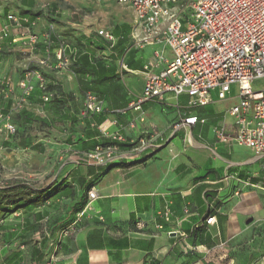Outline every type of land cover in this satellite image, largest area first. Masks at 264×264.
Segmentation results:
<instances>
[{
	"label": "crops",
	"instance_id": "1",
	"mask_svg": "<svg viewBox=\"0 0 264 264\" xmlns=\"http://www.w3.org/2000/svg\"><path fill=\"white\" fill-rule=\"evenodd\" d=\"M45 1L0 0V26L9 24L10 14L38 19L34 32L42 34L53 25L55 47L60 40L68 42V54L73 57L87 51L109 64L118 57L126 105L111 107L103 100L104 114L74 124L64 119L63 131L53 125L50 130L56 132L55 138L44 143L40 128L29 122L35 117L32 112L43 111L38 94L22 108L17 103L21 98L18 83L28 68L38 67L45 47L39 44L31 50L23 40L13 42L18 35L15 29L1 41L3 146L46 156L52 163L45 187H36L46 189L45 196L38 207L21 212L34 218L21 240L44 233L31 249L33 264H264V161L232 140L237 126L229 109L238 103L236 95L219 101L214 92L216 100L211 93L208 106L188 111V96L169 94L164 102H146L141 110H134L130 104L143 91V66L153 60L156 50H164L171 60V50L161 45L138 47L134 38L141 37L142 30L133 13V24L120 23L109 30L117 39L118 53L100 51L88 44L95 37L105 41L97 35L103 28L93 33L96 23H82L80 14L71 13L70 0H48L50 7L43 9ZM57 80L65 91L76 93L71 70L59 72ZM220 102H226V108ZM70 112L63 110L67 115ZM188 112L206 122L175 130L174 125ZM8 121L17 128L14 135L4 129ZM219 130L230 139L221 141ZM115 134L126 142L113 140ZM140 139L147 146L135 159L113 165L85 161L99 145L117 144L127 152ZM91 188L98 194L93 201L88 196ZM83 201V210L68 213ZM57 217L70 219L51 235L50 225ZM208 217H215L216 224L208 225ZM25 220L28 225V217ZM74 223L73 231L65 235ZM20 256L16 252L14 261L11 257L5 264L17 262Z\"/></svg>",
	"mask_w": 264,
	"mask_h": 264
},
{
	"label": "built area",
	"instance_id": "2",
	"mask_svg": "<svg viewBox=\"0 0 264 264\" xmlns=\"http://www.w3.org/2000/svg\"><path fill=\"white\" fill-rule=\"evenodd\" d=\"M93 1H117L132 10L136 25L142 30V36L134 38L138 47L161 45L171 50V60H167L164 50H156L153 60L143 66V91L130 104L131 108L139 111L144 103L164 102L172 94L175 98L188 96L187 109L190 111L208 106L212 92H217L219 101L228 100L233 86H237L238 103L229 109L237 126V134L232 140L264 161V89L254 90L252 86L255 81L264 80V0ZM7 21L8 25L0 26V51L1 41L8 39L15 29L18 35L13 42L23 40L31 50L39 44L44 45V57L37 63L39 68L69 70L76 56L68 54L71 45L66 41L60 40L54 48L53 25L38 34L34 32L38 19L10 14ZM98 36L111 47L115 46L117 39L112 31L99 30ZM162 66L163 70L156 72ZM18 86L21 89L18 108H22L36 91L43 93L44 102L51 100L52 95L47 93L48 80L39 70L28 68ZM0 93H3L1 88ZM105 110V102L94 92L84 95L82 118L100 116ZM205 122L188 112L174 129ZM4 129L9 135L17 131L11 121ZM217 136L221 141L230 139L223 130H219ZM112 138L119 143L126 142L120 134L112 135ZM146 146L145 139H140L127 152L117 144L99 145L86 155L85 161L109 165L132 160ZM88 196L91 201L95 200L97 191L92 188ZM206 222L215 225L217 221L215 217H208ZM74 225L64 234L72 232Z\"/></svg>",
	"mask_w": 264,
	"mask_h": 264
},
{
	"label": "rangeland",
	"instance_id": "3",
	"mask_svg": "<svg viewBox=\"0 0 264 264\" xmlns=\"http://www.w3.org/2000/svg\"><path fill=\"white\" fill-rule=\"evenodd\" d=\"M70 2L71 13L76 11L80 14V20L82 23H96V32H93L95 34H97V31L101 28L112 30L120 23H134V19H131V15H133L132 10L119 4L117 1L96 2L93 0H70ZM48 3V0L43 2V5L46 4L45 9L50 7L47 5ZM95 39L97 38L95 37ZM111 49L108 50V47H103V51L106 53H110ZM44 70L47 76L52 81H55V85H57L56 83L58 82L57 74L61 71H67L61 69ZM126 84L129 85L128 79H126ZM252 86L254 90H262L264 89V80L255 81ZM51 92V100H57V96H55V94L53 95L55 91ZM65 92L67 94L71 93V96H68L65 100L64 109L70 111L73 110V112L75 110L79 111V109L83 110V107L80 108L79 106L80 95L78 93L74 94V92H68V90ZM233 93L235 95L238 93L237 86H233ZM212 98L216 100L214 92H212ZM44 105L45 107L42 105L43 111L40 109L38 112H32V115L35 117L31 121V125L33 124L40 128V137L44 140V143H48L49 140L55 138L56 134V132L50 130L51 126L49 125L50 122L48 119H50L51 122L55 121L56 127L61 131H63L62 127H64V125L61 120H58L56 114L52 111H47L50 103L45 102ZM220 105L223 108H226V102H220ZM73 112H70L69 114H73ZM36 118L46 119L48 124H46V126H40L39 121L35 120ZM4 141H6V136H0V186L7 187L8 183L12 181H21L31 184L34 187H45L48 179L47 170L52 167V163L46 158V156H35L29 152L21 153L19 151L15 152L13 150H7L5 146H3ZM21 212L22 211H19L15 214L0 212V264H5L6 260L11 257H13L12 260L14 261V255L18 251L21 256L16 260L17 262L11 261V263L6 264H18L19 261L20 264H33L30 258L31 249L35 247L37 241H42L41 239H43L44 233L43 231H40L38 234H29L28 244L25 245L24 243L27 240H21L20 238L23 233H27L30 230V228L27 227L30 226L29 223H31L34 218L31 213L27 214L26 212ZM27 217L28 225L24 222ZM23 238L25 239L26 237Z\"/></svg>",
	"mask_w": 264,
	"mask_h": 264
},
{
	"label": "trees",
	"instance_id": "4",
	"mask_svg": "<svg viewBox=\"0 0 264 264\" xmlns=\"http://www.w3.org/2000/svg\"><path fill=\"white\" fill-rule=\"evenodd\" d=\"M41 14H43V12L40 13V16ZM54 42L56 43L55 40ZM88 46L97 48L100 51H103V47L110 48V45H106L105 41L95 38L93 40H90ZM54 48L57 47H55L54 45ZM111 51L118 53L117 46H114ZM119 54H122V52L119 51ZM117 58H112V64H109L107 63L106 59H103L101 57H93L87 51L81 52L75 58L72 65L69 67V70H71L76 77V93L80 95V108L83 107V98L87 92H94L101 100L108 101L111 107H122L126 105L124 88L121 83L122 70L116 64V60H118ZM29 69L39 70L44 74V76L48 80L47 93L52 95L51 91H55L53 95L55 94V96H57V100L49 101L50 105L47 109L48 112L52 111L54 114H56L58 120H61L62 122L65 119L71 121L74 124L79 122L81 119H84L80 116V112L82 109H79V111L75 110V113H73V115H67L63 113L65 100L68 96H71V93L67 94L60 83L57 82V85H55V81H52L47 76L43 68L33 67ZM34 94H38V97L40 99L39 102L45 107V102L41 98L43 93L40 91H36ZM32 120L33 118H30L29 122ZM35 120L39 121L40 126H46V124H48L44 119ZM54 124L55 121L49 123L51 127ZM106 145L109 144H104V146ZM46 192V189H37L31 184L21 181H12L8 183L7 187L0 186V212H4L6 214H15L19 211H30L31 209L38 207V204L40 203L41 199H43ZM84 207L85 202L83 201L68 213L71 215L72 213L80 212L84 209ZM69 219V217H57L52 219L50 225V234L54 235V233L58 229L62 228L64 223ZM28 238L29 236L24 239L25 241L27 240L24 243L25 245L28 244Z\"/></svg>",
	"mask_w": 264,
	"mask_h": 264
}]
</instances>
